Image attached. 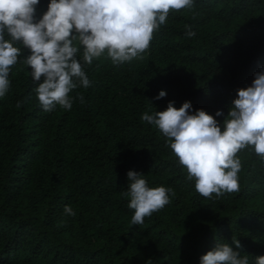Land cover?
Returning a JSON list of instances; mask_svg holds the SVG:
<instances>
[{
	"label": "trees",
	"instance_id": "1",
	"mask_svg": "<svg viewBox=\"0 0 264 264\" xmlns=\"http://www.w3.org/2000/svg\"><path fill=\"white\" fill-rule=\"evenodd\" d=\"M49 3L40 0L36 20ZM13 43L21 55L0 97V264H199L216 243L249 255V264L264 256V162L254 150L237 153L239 191L205 198L167 138L141 120L169 101L177 109L190 101V114L206 111L223 131L237 90L264 66V0H193L169 12L142 58L118 66L106 52L85 64L79 46L91 86L70 92L71 110L42 109L23 63L30 50ZM161 90L167 95L154 100ZM129 171L171 189L170 202L141 225L131 223L124 194Z\"/></svg>",
	"mask_w": 264,
	"mask_h": 264
},
{
	"label": "clouds",
	"instance_id": "2",
	"mask_svg": "<svg viewBox=\"0 0 264 264\" xmlns=\"http://www.w3.org/2000/svg\"><path fill=\"white\" fill-rule=\"evenodd\" d=\"M39 3L0 0V97L8 92L10 69L21 55L13 42H21L31 53L23 63L31 67L32 80L39 82L35 89L39 104L51 112L57 105L71 110L75 98L70 92L78 86H91L77 59L79 46L83 47L82 60L87 65L105 52L113 65L131 62L149 48L154 32L166 22L169 12L191 7L193 0H50L47 11L36 20ZM185 27L187 37L195 35L190 26ZM5 33L11 40L5 39ZM253 75L251 86L237 90L223 131L206 111L196 109L190 114V101L179 109L169 101L164 111L141 116L167 138L166 146L186 169L187 179L195 181V190L202 197L211 199L215 194L219 198L239 191L240 150L251 147L264 162V66ZM166 95L161 90L153 99ZM76 98L84 103L82 95ZM21 104L18 101L17 108ZM223 115L222 110L215 113L216 117ZM170 192L164 186L150 188L142 173L129 171L124 194L130 197L128 207L134 210L131 223L141 225L145 217L164 208L170 202ZM64 213L75 216L68 205ZM232 243L236 249L241 248L234 236ZM248 257L227 243H216L200 257L199 264H249ZM255 262L264 264V256L256 257Z\"/></svg>",
	"mask_w": 264,
	"mask_h": 264
}]
</instances>
